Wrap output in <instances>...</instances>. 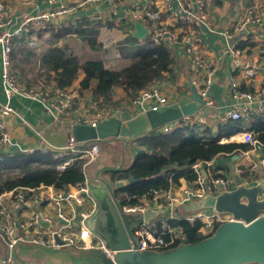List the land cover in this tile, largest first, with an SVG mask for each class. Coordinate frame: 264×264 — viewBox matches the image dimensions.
I'll use <instances>...</instances> for the list:
<instances>
[{"label":"built area","instance_id":"obj_1","mask_svg":"<svg viewBox=\"0 0 264 264\" xmlns=\"http://www.w3.org/2000/svg\"><path fill=\"white\" fill-rule=\"evenodd\" d=\"M33 0H25L32 3ZM54 7L38 10L36 13L25 14L18 22L9 16L10 7L5 0H0V78L6 101H0V156L16 151L32 153L36 149L41 152L51 151L54 157L73 154L84 160V165L90 162L100 150V145L94 143L81 148H74L76 140L70 135L63 146L53 149L46 139L40 141L38 147H24L14 139L6 125L7 118L15 114L22 121L24 118L11 105L13 97L32 99L41 103L52 114L54 119L61 122L83 123L96 126L100 120L109 113L94 105L85 109L78 107L79 91L75 88H58L52 81L39 80L28 83L18 72L13 59V45L23 33L43 31L53 25L55 28L67 25V19L60 21L61 17L74 13L81 7L107 3V11L92 13L88 20L93 23L105 24L107 20H114L116 26L132 24L139 20L144 23L147 35L139 39L140 43L149 47L165 44L177 46L184 51L194 69L191 84L196 88L204 104L212 107L213 99L210 97V87L215 76V67L209 66L197 52L201 44V35L197 31L207 24L208 12L205 0H160L159 7L155 9L130 6L120 8L113 0H47ZM108 13V14H107ZM107 14L108 17L105 15ZM165 14L173 23L171 27L162 20ZM108 18V19H107ZM264 18V4L247 9L235 22H231L230 29L241 36L248 34L253 25ZM232 37L229 31L224 33ZM79 39L78 36H76ZM237 41L230 44L228 52L232 57L233 69L244 79L249 81L256 74V65L241 58L242 50L236 47ZM27 46L33 51H40L42 41L33 33ZM236 78L231 82V96L234 102L231 108L219 116V123L229 120H239L248 124L253 116L264 113V91H249L241 89ZM159 83L153 81L148 87L139 90L125 108H118L121 113L130 107L139 111L156 109L168 104ZM207 123V118L201 112L184 115L180 119L165 123L160 129L168 133L178 127H201ZM240 140L252 145L253 150L260 148V158L257 162L239 169V174L246 178H253L258 169L264 177V145L254 138V131L244 129L235 132ZM222 139H220L221 141ZM65 164L56 167L62 169ZM215 167L214 159L195 161L189 169L195 173L191 182L186 179L179 184L171 183L168 188H158L149 196L143 195L135 203H130V196L124 193L121 199V210L124 213L143 212L147 207L166 208L169 212L164 217L141 223L133 229L137 237L138 249H165L182 242H187V234L183 226L172 225L170 220H187L190 223L200 222L199 231L209 235L216 224L231 220L228 213H215L208 209H200L194 213L178 215L172 209L187 203L194 197H201L206 192L216 193L220 189L232 187V180L224 175L215 176L211 170ZM243 179V178H242ZM245 182V180L243 179ZM246 183V182H245ZM86 180L58 189L53 185L40 184L36 187L18 186L0 193V233L8 248L18 242L25 241L35 245L59 247L71 245L78 248H102L108 255L112 251L107 249L103 241L89 230L84 220L93 209V200L87 194ZM264 197V191L260 194ZM119 198V197H118ZM123 200L125 202L123 203ZM264 215V211L258 213ZM0 264H15L10 254L0 257Z\"/></svg>","mask_w":264,"mask_h":264},{"label":"water","instance_id":"obj_2","mask_svg":"<svg viewBox=\"0 0 264 264\" xmlns=\"http://www.w3.org/2000/svg\"><path fill=\"white\" fill-rule=\"evenodd\" d=\"M147 32L143 22L134 21L132 37L144 39ZM210 110L192 86L190 93L178 100L140 111L130 118H124L119 110H115L107 113L94 127L75 123L59 144L48 140L24 120L34 130L39 142L46 139L55 146L53 149L65 145L70 135L76 140V149L94 143L100 145V150L83 167L87 194L93 200L92 212L84 224L112 254L108 255L102 248L47 247L18 241L11 248L7 247L15 264H264V215H258L264 211V197H260L264 191L263 176H259L256 182L245 183L235 174L234 186L216 193L206 192L174 207V212L183 215L200 209L228 213L231 220L218 224L212 233L196 242H182L165 249H138L133 229L166 215L169 209L147 207L143 212L124 213L121 199L116 196V190L139 181L133 176L113 180L109 174L131 167L136 155L132 144L137 138L184 115L199 111L209 113ZM110 140L118 141L121 151L119 161L114 164L106 163L112 151L111 147L103 146Z\"/></svg>","mask_w":264,"mask_h":264},{"label":"trees","instance_id":"obj_3","mask_svg":"<svg viewBox=\"0 0 264 264\" xmlns=\"http://www.w3.org/2000/svg\"><path fill=\"white\" fill-rule=\"evenodd\" d=\"M101 25L102 23L84 20L70 28H50L46 47L35 54L34 58L35 61L37 59L39 67L52 71V76L48 77L58 88L70 86L78 71L83 70L84 78L80 81V88L87 89L91 80L95 79L92 89L94 102L99 109L108 111V108L115 107L120 102L111 98L113 87H121L125 98H132L154 80L164 78L165 72L172 73L173 54L171 48L165 44L153 47L138 45L137 39L129 34L120 42L118 50L123 57H130L132 61L119 69L107 68L100 57L102 45L97 39ZM40 32H36L37 37ZM67 33H76L80 40L73 37L70 43L58 46V39ZM253 46V41H240L236 44L239 49L247 47V53ZM19 52L18 47L12 52V59L20 75L25 78L24 70L20 66L22 60L18 56ZM260 57L264 60V53ZM241 89L250 90L244 86ZM249 128L254 129V138L264 145V114L253 116ZM241 130L239 120H229L219 127L216 135L207 139L189 126L178 127L168 133L160 129L153 130L137 138V144L141 148L136 149L131 167L123 172L110 171L109 174L113 180L133 176L139 178V181L116 190V196L122 198L126 193L131 197L129 202L135 203L139 197L149 196L155 189H166L171 183L178 184L179 177L193 181L195 173L189 169L193 162L209 160L218 155L231 156L252 148L249 143L220 141L221 138H228ZM63 163L65 166L62 169L56 167ZM83 167L84 160L73 154L54 157L53 152H41L39 149L32 153L16 151L4 154L0 156V193L18 186L36 187L40 184L62 189L85 180ZM169 222L183 226L188 242H196L206 237L198 230V221L190 223L181 219Z\"/></svg>","mask_w":264,"mask_h":264},{"label":"crops","instance_id":"obj_4","mask_svg":"<svg viewBox=\"0 0 264 264\" xmlns=\"http://www.w3.org/2000/svg\"><path fill=\"white\" fill-rule=\"evenodd\" d=\"M120 8V4L123 7L137 6L141 7L145 5L147 8L155 9L159 7L160 0H113ZM10 7L9 16L12 17L14 22H18L27 13H36L38 10H45L54 7L55 4L50 5L47 0H33L32 3H25V0H6ZM206 9L208 12L207 24L203 25L197 31L201 35V44L199 45L197 54L204 59V61L212 67H215V76L213 83L210 87V97L213 99L214 104L209 113L203 111L201 114L207 118V123L201 127L194 128L195 132L200 133L204 139H207L211 135H216L219 127L222 125L219 123L220 114L224 113L227 109L231 108L234 99L231 96V82L236 78L240 83L244 79L234 71L232 57L228 52V48L233 42H255V46L247 53V47L242 50L241 58L254 63L256 65V74L248 82L245 81L241 85L249 91H264V60L260 55L264 53V18L261 21L253 25L252 30L241 36L239 33L230 29L231 22H235L242 13L253 6H260L264 4V0H205ZM107 3L98 5H90L88 7H81L70 15H66L60 18V21L67 19V25L63 27H74L76 23L88 20V16L92 13L107 11ZM108 14V13H107ZM105 14L107 17L108 15ZM108 19V18H107ZM162 20L165 24L172 26L171 20L165 15H162ZM109 23V24H108ZM50 28H55L50 25ZM43 30L38 35L42 41L40 51L46 47L48 40V34L51 29ZM60 28V27H59ZM31 32L23 33L20 38L15 39L13 45L14 50L20 48L19 57L22 60L20 66L23 68L25 80L29 83H35L39 80L51 81L52 71H46L44 68L39 67L38 61L34 56L38 52L31 50L27 46V42L33 33H36L33 29ZM134 30V22L132 24H124L122 26H116L114 20H107L105 24L99 28L97 39L102 45V52L100 54L101 59L105 67L110 69H119L128 65L132 59L130 57H123L118 46L129 34ZM229 31L232 37L226 36L224 33ZM76 33L65 34L57 41L58 46L66 45L71 42L73 37L76 40ZM132 36V35H131ZM137 39V38H136ZM135 44V43H134ZM136 44L143 45L139 39L136 40ZM146 46V45H144ZM148 47V46H147ZM173 54L172 73L165 72L164 78L154 80L159 83L163 89L164 94L168 98V102L172 103L178 100L181 96L190 93L191 78L195 74L193 66L190 63L188 55L177 46H169ZM113 49L115 53H113ZM14 62V60H13ZM15 66L16 63L14 62ZM17 68V67H16ZM50 76V77H48ZM84 78L83 70H79L76 78L69 86L79 91L80 98L78 107L85 109L88 106L94 105V97L92 89L96 83L95 79H92L87 89L80 88V81ZM113 101L120 100L117 106L108 108V112L122 109L128 106L130 99L125 98L124 91L121 87L115 86L112 89ZM0 101H6V97L3 93L0 78ZM11 105L18 111V113L33 127L35 131L41 132L48 140L53 143H61L65 137L67 130H72L73 125L69 122L55 121L53 116L42 104L32 99H26L21 97H13L10 100ZM139 109L130 107L122 112L124 118H130L137 114ZM264 114V113H262ZM260 114V115H262ZM259 116V115H258ZM242 130L249 128V123L245 124L240 121ZM224 124V123H223ZM7 128L11 136L18 140L24 147H38L39 140L34 130L24 123L17 115L12 114L6 120ZM221 142L236 141L242 142L239 135L221 138ZM133 148L139 147L137 139L132 144ZM260 148H253L247 151H240L237 154L218 155L215 156V167L211 172L216 175H224L232 180V186L235 184L234 175L238 174L245 180L246 183L258 181L259 176H262V172L258 169L254 172L253 178H246L245 174H239V169L247 167L249 164L257 162L260 158ZM184 177H179L178 182H184ZM178 183V184H179ZM173 211V210H172ZM174 212V211H173ZM178 215H183L177 213ZM166 216V215H164ZM160 216V217H164ZM8 255L7 245L5 240L0 235V257Z\"/></svg>","mask_w":264,"mask_h":264},{"label":"rangeland","instance_id":"obj_5","mask_svg":"<svg viewBox=\"0 0 264 264\" xmlns=\"http://www.w3.org/2000/svg\"><path fill=\"white\" fill-rule=\"evenodd\" d=\"M49 34H48V36H49ZM113 53H115V50L114 49H113ZM103 146L105 148H108V146L111 147V151H112L108 155L109 156V161H107L106 163H110V164L117 163L119 161V159H120V153H121L120 146L118 144V141L110 140L109 142L105 143V145H103ZM121 172H123V171H121Z\"/></svg>","mask_w":264,"mask_h":264},{"label":"flooded vegetation","instance_id":"obj_6","mask_svg":"<svg viewBox=\"0 0 264 264\" xmlns=\"http://www.w3.org/2000/svg\"><path fill=\"white\" fill-rule=\"evenodd\" d=\"M115 180H117V179H115Z\"/></svg>","mask_w":264,"mask_h":264}]
</instances>
